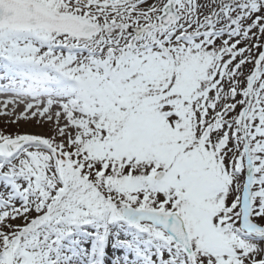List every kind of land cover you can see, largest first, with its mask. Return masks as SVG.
Returning <instances> with one entry per match:
<instances>
[{
  "label": "snow or ice",
  "instance_id": "6c2138e0",
  "mask_svg": "<svg viewBox=\"0 0 264 264\" xmlns=\"http://www.w3.org/2000/svg\"><path fill=\"white\" fill-rule=\"evenodd\" d=\"M0 79V264H264V0H0Z\"/></svg>",
  "mask_w": 264,
  "mask_h": 264
},
{
  "label": "rangeland",
  "instance_id": "374dc122",
  "mask_svg": "<svg viewBox=\"0 0 264 264\" xmlns=\"http://www.w3.org/2000/svg\"><path fill=\"white\" fill-rule=\"evenodd\" d=\"M6 83H7L6 80L0 79V85L6 84ZM3 120H4V118L3 117H0V127H3L4 126ZM7 130L8 131H16L17 130V127L15 125H12V126L8 127ZM19 130L20 131H37L39 129H37L35 127V122L33 121V123L31 125L21 124L20 127H19Z\"/></svg>",
  "mask_w": 264,
  "mask_h": 264
}]
</instances>
